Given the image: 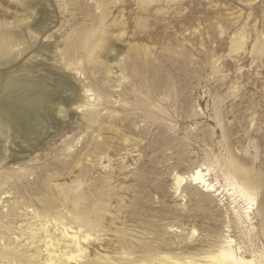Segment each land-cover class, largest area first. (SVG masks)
Listing matches in <instances>:
<instances>
[{
  "label": "rangeland",
  "instance_id": "rangeland-1",
  "mask_svg": "<svg viewBox=\"0 0 264 264\" xmlns=\"http://www.w3.org/2000/svg\"><path fill=\"white\" fill-rule=\"evenodd\" d=\"M5 34L0 264H264V0H0Z\"/></svg>",
  "mask_w": 264,
  "mask_h": 264
},
{
  "label": "bare ground",
  "instance_id": "bare-ground-1",
  "mask_svg": "<svg viewBox=\"0 0 264 264\" xmlns=\"http://www.w3.org/2000/svg\"><path fill=\"white\" fill-rule=\"evenodd\" d=\"M6 35L7 34L2 35V40L0 41V53H2L1 51L5 50V45H6L8 38H9ZM17 113H18V115H21V114H25L26 112H25V109H23L22 107H18ZM192 179L194 181H196L197 179L200 181L204 180L203 176L200 174L199 171H197L192 176ZM179 182H180V178L176 180V184L178 185ZM80 212H81L82 218H85L89 215L88 205L84 201H81ZM72 237H76V236H72ZM88 237H89V233L86 232L85 235H83L82 240H87ZM74 241H75V244H78V241L75 238H74ZM210 253H208L209 255L204 257V258L207 257L206 259H209L211 261L210 264H213V263H217V264H259V263H256L252 259H245L242 256L237 255L236 250L234 248H232L229 244H228V246L217 250L216 253H213L211 255H210ZM80 254H81V249H77V252L72 251V252H67V253L64 252L63 253V255H65L67 257V259H69V260H76V258L80 257ZM50 263L55 264V261L51 260ZM172 264H175V263H172ZM186 264H197V263L190 260Z\"/></svg>",
  "mask_w": 264,
  "mask_h": 264
}]
</instances>
